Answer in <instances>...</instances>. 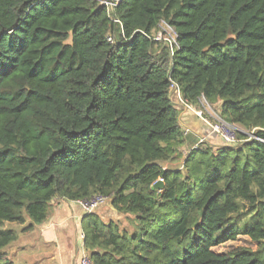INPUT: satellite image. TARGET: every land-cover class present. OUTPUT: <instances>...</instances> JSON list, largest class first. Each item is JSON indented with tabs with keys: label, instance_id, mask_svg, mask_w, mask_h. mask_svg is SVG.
Listing matches in <instances>:
<instances>
[{
	"label": "trees",
	"instance_id": "trees-1",
	"mask_svg": "<svg viewBox=\"0 0 264 264\" xmlns=\"http://www.w3.org/2000/svg\"><path fill=\"white\" fill-rule=\"evenodd\" d=\"M112 17L97 0H0V264L7 223L95 194L138 227L86 213L93 264H264V143L247 140L264 138V0H120ZM171 80L242 141L164 166L184 142Z\"/></svg>",
	"mask_w": 264,
	"mask_h": 264
},
{
	"label": "crops",
	"instance_id": "crops-1",
	"mask_svg": "<svg viewBox=\"0 0 264 264\" xmlns=\"http://www.w3.org/2000/svg\"><path fill=\"white\" fill-rule=\"evenodd\" d=\"M178 113L182 131L189 129L183 133L184 142L178 147L179 152L187 154L195 147L221 145L193 112L181 109ZM200 137L205 138L203 143H198ZM85 214L77 202L55 196L50 201L47 218L33 224L31 230L22 231L30 224L29 218L24 224L7 223V228L17 231L18 236L3 252L13 264H74L83 252L87 253L82 241ZM96 214L103 218L98 212Z\"/></svg>",
	"mask_w": 264,
	"mask_h": 264
},
{
	"label": "built area",
	"instance_id": "built-area-1",
	"mask_svg": "<svg viewBox=\"0 0 264 264\" xmlns=\"http://www.w3.org/2000/svg\"><path fill=\"white\" fill-rule=\"evenodd\" d=\"M99 4L103 5L106 8L107 13L109 16L112 17V12L114 11L115 7L118 5L120 0H97ZM113 18V17H112ZM115 24L118 22V20L113 19ZM167 24V23H166ZM160 25V24H159ZM169 28L172 29L170 25L167 24ZM160 27V26H159ZM173 31V29H172ZM160 32V29H159ZM174 32V31H173ZM156 40L161 41V38L159 36V33ZM177 47L176 40L174 39V46H169V53L172 55L174 48ZM169 97L175 108L178 110L184 109V110H190L194 113V115L201 120L206 126L209 127V134H212L213 136H216L220 142L223 145H234L238 142H241L242 140L238 139L237 132L239 129L238 126L235 124L228 123L223 118L219 116L218 112H215L213 110H209L207 102H205L204 107H196L195 105L187 102L181 95L180 87L175 81H170L169 84ZM205 100L204 98H201V100ZM199 101V102H200ZM206 101V100H205ZM210 107V106H209ZM207 110L211 111V114H209L210 119L205 115L207 114ZM189 132L188 128H185L183 130V133ZM205 138L200 137L198 140V143H203ZM247 140H256L264 143V138L261 136H258L254 131H251L248 133V139ZM196 148V147H195ZM108 198L102 194H95L91 198L87 200H76L83 212L85 213H92L96 211L100 206L105 204L107 202ZM74 264H93L91 261L88 252H83L82 255L78 258V260Z\"/></svg>",
	"mask_w": 264,
	"mask_h": 264
},
{
	"label": "rangeland",
	"instance_id": "rangeland-1",
	"mask_svg": "<svg viewBox=\"0 0 264 264\" xmlns=\"http://www.w3.org/2000/svg\"><path fill=\"white\" fill-rule=\"evenodd\" d=\"M159 26H160L159 27V29H160L159 36L161 38V41L163 42V46L165 48L166 47L169 48V46H174L175 33L172 31L171 28H169L167 26L166 22L163 20L160 22ZM205 102H207V104L210 106V107L208 106L209 110H213L215 112L219 111L218 104H213V103H210L207 100L205 101L203 99L196 105V107L207 106V105H205ZM208 113L211 114V111L207 110V114H205L210 119ZM237 128L241 129L240 126H238ZM220 144H221V142H220ZM173 153H174V151L172 152V154ZM187 154L185 152H179V150H178V153H175L176 158L174 157L167 164L164 163V166L167 165L168 168H175V167L182 168L183 160ZM97 212L100 214V216L103 217L102 220L104 222H111L114 225H116L119 232L126 231L127 233H131V232L135 231L136 228L138 227L133 215L119 212L118 210H116L114 207L111 206L110 200H107V202L105 204L100 206V208H98L95 211V213H97ZM6 226H7V224H6Z\"/></svg>",
	"mask_w": 264,
	"mask_h": 264
},
{
	"label": "water",
	"instance_id": "water-1",
	"mask_svg": "<svg viewBox=\"0 0 264 264\" xmlns=\"http://www.w3.org/2000/svg\"><path fill=\"white\" fill-rule=\"evenodd\" d=\"M161 185V180H157L155 183H154V187L157 188Z\"/></svg>",
	"mask_w": 264,
	"mask_h": 264
}]
</instances>
